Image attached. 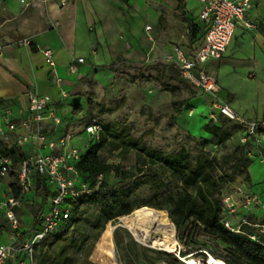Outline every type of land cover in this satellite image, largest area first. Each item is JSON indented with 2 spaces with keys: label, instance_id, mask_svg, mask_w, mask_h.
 I'll return each instance as SVG.
<instances>
[{
  "label": "trees",
  "instance_id": "1",
  "mask_svg": "<svg viewBox=\"0 0 264 264\" xmlns=\"http://www.w3.org/2000/svg\"><path fill=\"white\" fill-rule=\"evenodd\" d=\"M181 7V0H178V8ZM182 18L187 23L191 40L203 36V26ZM116 60L121 61V58ZM144 69H135L137 79L144 77ZM155 69L156 74L150 76L154 83L172 97H178L181 94V82H184L178 66L171 63L159 65ZM189 101V98L172 101L174 115H181ZM80 110L79 104L73 105L74 113ZM100 126L98 141L91 143L74 164L81 181L92 193L69 202V218L35 246L32 264L86 262L93 243L103 237L110 227L105 225L130 215L142 206L165 211L173 226V234L175 227L174 237L185 248L197 252L195 255L202 257L203 262L211 256L225 264H264V234L256 233L253 227L255 220H246L238 232H231L222 224L223 191L232 186L237 178L242 179L246 188L251 186L248 169L253 159L245 154L249 145L238 144L231 150L226 149V144L237 132L243 134L244 125L221 114L216 115L202 127L207 137L191 138L194 146L183 145L172 151L146 144L141 137H135L133 127L122 120L109 124L100 122ZM105 147L110 151H118L122 159L133 153L134 170H125L101 161L98 152ZM192 151H196V154L193 155ZM0 154L10 158L14 168L26 157L18 149L7 148L3 140H0ZM109 174L120 183L127 184L115 188L103 182L102 178ZM33 182L36 194L41 198L40 213L50 195V187L43 176L36 175ZM9 187L11 195L18 197L19 188L15 180ZM143 187H148L155 195L161 194V199L138 206L134 199ZM84 205L96 211L90 220L82 217ZM86 228L99 230L91 241ZM254 234L258 237L257 241L250 239ZM153 255L151 264L171 257L165 252H153ZM179 255L186 257L184 252H179ZM170 264L184 263L172 258Z\"/></svg>",
  "mask_w": 264,
  "mask_h": 264
},
{
  "label": "crops",
  "instance_id": "2",
  "mask_svg": "<svg viewBox=\"0 0 264 264\" xmlns=\"http://www.w3.org/2000/svg\"><path fill=\"white\" fill-rule=\"evenodd\" d=\"M22 1L24 2L0 1V128L5 131L0 140L4 141L7 148L18 149L25 156L58 155L63 151L59 141L65 136L70 137L69 147L85 146L87 139L84 129L78 135L72 130L77 129L79 115L83 112L86 71L99 58L101 60L103 57H111L113 40L110 36L114 33L110 22L112 17H119L116 25L119 32L128 28L121 23L123 15L132 19L145 18L154 25L160 21L163 13H180L182 20L185 17L193 24L200 25V5L195 0H181V9L178 8V0H62L63 4L58 1H45L36 7L26 5L33 0ZM245 20L252 23L253 28L237 27L231 42L241 41L242 46L238 51L247 52V58L244 56V61L231 59L234 51L230 48V42L222 58L208 61L204 68L216 78L221 98L225 94L231 95V100L226 105L238 118L246 122H264L262 110L258 112L262 113L258 119H250L243 114L233 103L234 93L223 87L215 74L219 68L229 66L235 68L234 70L242 69V76L246 81L250 72L255 76L264 74V0H256ZM141 23L135 25L136 29L142 28ZM198 37L191 51L201 43L202 37ZM44 50L52 53L53 67L47 64L42 54ZM77 58H82L83 63L78 64L76 73H70L69 67ZM33 91L50 98L59 123H43L41 132L44 143L29 141L19 145L18 140L26 135L21 122L28 117L29 95ZM74 104L81 107L78 113L73 112ZM8 121L14 124L13 131L7 130ZM250 147L264 152V140L259 139ZM252 159L253 164L248 169L251 186L246 188L242 179L237 178L232 186L223 191V195L236 188L264 200V163L258 157ZM8 178L1 181L0 193L10 191ZM243 214L257 222L262 211L257 206L236 210L232 217L234 226L246 221L242 218ZM39 220L34 228L38 227ZM28 233L29 230H24L23 236ZM10 235L9 225L0 220V243H9Z\"/></svg>",
  "mask_w": 264,
  "mask_h": 264
},
{
  "label": "rangeland",
  "instance_id": "3",
  "mask_svg": "<svg viewBox=\"0 0 264 264\" xmlns=\"http://www.w3.org/2000/svg\"><path fill=\"white\" fill-rule=\"evenodd\" d=\"M118 21L119 17H112L110 20L114 31L110 36L113 40L111 57H103L101 60L99 58L86 71L87 82L83 94V112L79 115L77 129L74 128L75 130L72 132L78 135L89 124L94 123L100 126V122L109 124L112 121L122 120L133 127L135 137H141L143 142L153 148L172 151L183 145L194 146V141L191 138L198 139L207 136L202 127L208 120L220 113L213 107L212 102L193 86L181 82V94L178 97H172L170 93L161 90L150 76L156 74L155 67L175 62L174 49H179L189 56L192 47L198 41L197 37L193 40L190 39L187 25L181 19L180 13H163L160 21L154 25L146 21L145 18L134 17L132 19L123 15L121 23L123 26L127 25L128 28L123 29L122 32L116 28ZM140 23L142 28L136 29L135 25ZM147 25L151 26L150 30H145ZM241 46V41L231 42L230 48L234 51L231 53V59L242 61L244 56L247 58V52L238 51ZM118 57L121 58V61L116 60ZM138 68H145L144 77L141 79L136 78L135 69ZM234 69L231 66L219 68L215 72L219 83L234 93L233 103L243 114L248 115L250 119L260 118L262 113L258 112L262 110L264 114V74L255 76L250 72L246 81L242 76V69ZM254 78L255 80H252ZM185 98L190 99L187 107L181 115H174L171 107L172 101ZM230 100L231 95L225 94L221 101L226 104ZM262 120L264 121V117ZM241 137L242 132H237L226 144V149L231 150L235 145H242ZM209 149L215 152L213 147ZM192 154H196V151H192ZM98 156L101 161L107 164L118 165L125 170H134L135 156L133 153L126 159H122L119 157L118 151H110L105 147L99 150ZM14 175L15 172L12 171L8 176L9 184L14 182ZM102 181L115 188L127 184V182L120 183L114 179L112 174L103 177ZM224 195H236V188L230 189ZM160 199L161 194L155 195L148 187H143L134 200L138 206H141L152 200ZM40 203L41 198L36 194L35 183L32 182L31 191L25 196L22 207L16 212L23 230L28 231L38 223ZM45 204L46 201L41 210L44 209ZM151 208L142 206L137 209L156 211L161 218L170 223L165 211ZM82 210L84 211L82 217L89 220L96 213L88 205H84ZM131 214L107 223L105 227L107 225L110 227L106 229L103 237L101 236L97 242L93 243L87 261L80 264H151V260L154 258L153 252L163 251L153 247L151 241L142 244L134 239L129 230ZM242 218L248 220L250 217L243 214ZM232 220L230 218L231 223ZM171 227V235L154 233L152 237L170 240L177 255L179 252H184L186 253L185 258L193 259L195 264H204L206 260L203 262L202 257L195 255L197 252L185 248L178 242L175 238V227V237L172 224ZM7 228L5 229L7 230ZM86 229L89 230L86 232L89 234L90 241L99 231L98 228ZM177 255L171 253V257H165L155 264H170L172 258L179 260Z\"/></svg>",
  "mask_w": 264,
  "mask_h": 264
},
{
  "label": "built area",
  "instance_id": "4",
  "mask_svg": "<svg viewBox=\"0 0 264 264\" xmlns=\"http://www.w3.org/2000/svg\"><path fill=\"white\" fill-rule=\"evenodd\" d=\"M45 1H58L63 4L62 0H33L26 5L36 7L40 2ZM195 1L200 5L198 23L204 28L201 43L191 51L189 56L179 49H174L176 53L174 63L180 70L181 79L208 97L213 107L221 115L245 126L240 141L244 145H249L245 150L246 156L249 158L258 157L264 163V152L253 150L250 147L255 141L264 140V122H246L238 118L221 101L220 88L216 78L204 68L208 61L222 58L237 27L253 28L252 23L245 20V16L254 7L256 0ZM21 2L24 1L21 0ZM150 28V26H146L145 30H150ZM42 54L47 64L53 67L52 53L49 50H44ZM82 63L83 59L77 58L69 67L70 73H76L78 64ZM27 112V119L21 122L26 135L18 140V144H25L29 141H35L38 144L44 143V136L41 132L43 123L50 122L54 125L59 123L50 98L37 91L31 92ZM14 127L11 122L6 123L7 130L13 131ZM99 132V125L89 124L84 128L87 142L83 148L69 147L70 137L65 136L63 140L59 141L60 147L63 149L60 154L26 156L15 167V170L11 159L0 154V183L13 171L15 172V183L19 188L18 197H13L11 190L7 193H0V220L6 222L11 229L10 242L0 243V264H32L35 246L53 234L69 218L71 206L69 202L92 193L81 181L80 174L74 168V164L91 143L98 141ZM4 135L5 131L0 128V137ZM36 175L46 179L47 185L50 187V195L46 199L44 209L40 212L38 227L30 229L27 236H23L24 230L16 211L22 207L25 196L31 191ZM221 204L222 224L231 232H238L240 226L245 223L241 222L234 226L230 222V218L234 217L236 210L259 207L262 215L253 227L258 235L264 234V200L259 196L237 189L236 195H224ZM250 239L257 241L258 237L254 234L250 236Z\"/></svg>",
  "mask_w": 264,
  "mask_h": 264
},
{
  "label": "bare ground",
  "instance_id": "5",
  "mask_svg": "<svg viewBox=\"0 0 264 264\" xmlns=\"http://www.w3.org/2000/svg\"><path fill=\"white\" fill-rule=\"evenodd\" d=\"M129 230L135 240L142 244L152 242L153 247L165 253H174L177 255L174 245L170 240H162L161 238L152 237L154 233L169 236L172 233V227L169 222L159 216L156 211L148 209H136L133 211L129 221ZM156 234V235H157ZM188 264H195L191 258H182ZM208 259V260H207ZM204 264H225L223 261L214 259L209 256ZM199 264V263H198Z\"/></svg>",
  "mask_w": 264,
  "mask_h": 264
},
{
  "label": "water",
  "instance_id": "6",
  "mask_svg": "<svg viewBox=\"0 0 264 264\" xmlns=\"http://www.w3.org/2000/svg\"><path fill=\"white\" fill-rule=\"evenodd\" d=\"M185 258V257H184ZM181 262H183L184 264H188V263H186L184 260H182V259H179ZM208 260V259H207Z\"/></svg>",
  "mask_w": 264,
  "mask_h": 264
}]
</instances>
